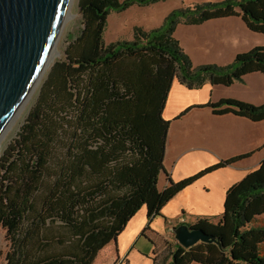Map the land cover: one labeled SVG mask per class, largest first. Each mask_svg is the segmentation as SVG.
I'll use <instances>...</instances> for the list:
<instances>
[{
	"label": "trees",
	"instance_id": "obj_1",
	"mask_svg": "<svg viewBox=\"0 0 264 264\" xmlns=\"http://www.w3.org/2000/svg\"><path fill=\"white\" fill-rule=\"evenodd\" d=\"M158 1L77 0L82 29L49 65L20 131L0 156L2 264H92L141 207L149 221L181 189L248 156L157 189L169 129L162 113L174 79L193 89L264 76V47L236 54L226 66L194 68L173 37L179 23L234 16L264 35V0L195 3L170 12L157 29L135 27L131 40L104 43L111 13ZM205 107L218 116L264 121V104L223 99ZM187 225L215 242L187 249L166 242L161 264H264V158L227 189L216 223Z\"/></svg>",
	"mask_w": 264,
	"mask_h": 264
},
{
	"label": "crops",
	"instance_id": "obj_2",
	"mask_svg": "<svg viewBox=\"0 0 264 264\" xmlns=\"http://www.w3.org/2000/svg\"><path fill=\"white\" fill-rule=\"evenodd\" d=\"M163 1L166 0L158 2ZM185 1L180 0V4ZM192 4L195 3L188 2L185 6ZM149 5L134 4L129 9L135 6L138 9H145ZM142 13L143 21L138 22L137 25L133 23L137 16L129 15L128 19L134 18L128 23L127 37L132 38L135 27L145 31L159 28L167 15L165 12L163 17H155L152 13L147 16V10H143ZM120 14L111 13L107 17L105 33L109 30L110 33L119 30L115 41L119 40L118 36L122 28ZM111 16L116 18L109 22ZM230 18H238V16ZM230 18L210 20L198 25L179 23L176 26L173 37L193 66L200 64L203 66L206 63H213V60L215 64L225 65L233 61L236 54L245 52L254 45H261V41H254L253 44L245 43L244 37H247L248 29L243 22L223 21ZM252 74H247L243 78ZM213 87L226 88L219 85L212 86L206 81L197 88L188 89L185 84L174 79L162 113L164 120L169 122V129L166 136L163 170L158 176L159 191L167 187L170 181H183L198 171L217 165L231 157L248 153L253 156L254 151L264 144V126L259 129L254 127L255 124L264 121L252 123L246 118L232 114L218 116L205 107L209 103ZM175 128L185 131L189 128L190 132L178 134ZM263 158L264 155L260 156L258 158L260 160L257 159L253 164L241 159L234 164L207 173L187 188L178 191L167 204L161 207L159 214L149 221L146 208L141 207L133 218L128 220L120 235L97 253L92 264H156L157 254H159L156 250L161 241L168 244L176 242L174 235L169 232L171 227L168 226V222L176 220L181 215L188 218L189 221L186 224H192L196 222V219H209L216 223L223 213L227 189L242 180L247 173L256 170ZM211 179H218V183H221L214 189L213 194L204 184ZM146 226L149 231L143 236L142 232Z\"/></svg>",
	"mask_w": 264,
	"mask_h": 264
},
{
	"label": "water",
	"instance_id": "obj_3",
	"mask_svg": "<svg viewBox=\"0 0 264 264\" xmlns=\"http://www.w3.org/2000/svg\"><path fill=\"white\" fill-rule=\"evenodd\" d=\"M73 0H0V139L41 81ZM183 248L214 237L187 224L169 229Z\"/></svg>",
	"mask_w": 264,
	"mask_h": 264
},
{
	"label": "rangeland",
	"instance_id": "obj_4",
	"mask_svg": "<svg viewBox=\"0 0 264 264\" xmlns=\"http://www.w3.org/2000/svg\"><path fill=\"white\" fill-rule=\"evenodd\" d=\"M217 1H220V0H186L185 2L180 4V0H166L163 2L155 3V4L153 3L145 9H138L137 6H135V8H132L131 10L128 8L125 12H122L120 14L121 16H119L121 19L120 23H121L122 28H121V33L119 34L118 38L120 41H127V40L131 39V37H127L128 23L134 17L130 20V19H128L129 15H136L137 16L134 18V20H136V21H133V23H136V25H137L138 22L143 21V20H141V16H144V14L142 13L143 10L144 11L147 10V12H148L147 16H149V14L152 13L155 17H163L165 12H167L166 14L168 15L173 10L187 5L188 2H190V3H196V2L210 3V2H217ZM221 1H223V0H221ZM70 12L72 14V17L66 20L64 27L62 29V32L60 33L57 44H56L55 50L57 51L58 54L56 56H54V59L49 63V65H52L55 60H58L62 57L63 50L66 48L67 45H69V43L71 41H73L78 36L79 32L82 29L80 13H79L80 11L78 9L77 0L72 1L71 7H70ZM113 14H117V13H113ZM167 15H165V16H167ZM112 16H115V15H112ZM112 16L109 18V22H112L113 18H116V17H112ZM223 21L241 22L240 19H238V18H230V19L223 20ZM109 22H108V25L110 24ZM111 26H112V23H111ZM118 32H119V30H116L115 33H110V30H109V32L104 33V36H103L104 43L107 45L108 43L115 41L117 39L116 33H118ZM246 34H247L246 35L247 37H244L245 43L247 42V43L253 44L254 41L255 42L261 41V43H260L261 45H257V46L254 45L252 48L264 47V35L254 34L253 32H250L248 30H246ZM252 48H250L249 50H247L245 52L250 51ZM245 52H241L240 54L245 53ZM206 61H208V60H206ZM231 62L232 61H230V63ZM230 63H228V64H230ZM228 64L220 66L219 64H215V61L213 60V63H206L203 65H219V67H222V66H226ZM49 65H47L46 70L48 69ZM197 66L198 65H195L193 67L195 68ZM46 70H45V72H46ZM43 77H44V75H43ZM43 77H42V79H43ZM42 79H41V81H42ZM40 82L38 83L34 94L27 101L23 111L21 112V115H19L16 122H14V124L12 126L13 128H11V130L9 132H7L5 138L1 142V144H0V156L2 155L4 149L7 148V146L12 142L13 139H15L16 134L20 131V128H21V126L25 120V117H26V115H28V112H29L31 106L34 103V99H36L37 88H38ZM223 99H235V101L252 104V106L263 105L264 104V76H262L260 74H256V75L252 74V75L247 76L246 78H243L241 82L235 81L232 86H229L226 88L213 87L212 92L210 94L209 103H216V102H219L220 100H223ZM263 123L255 124L254 125L255 129H259L260 127H263L264 126ZM261 124H263V125L260 126ZM174 130L178 134H179V132H183V133L184 132H190L189 128H187L188 131H185L184 129H181V128H179V129L175 128ZM244 155H247V154H244ZM251 155L252 154L248 153V156L243 158L242 161L246 160L244 162H247V163L250 162L251 164L255 163L257 161V159L260 158V156L264 155V144L260 145L258 147V149H256L254 151L253 156H251ZM258 160H260V159H258ZM204 170H202V171H204ZM218 182H219L218 179L217 180L211 179L207 182H204V184L208 187L209 192L210 193L212 192V194H213L214 189L218 188V185L221 184ZM165 243L166 242L161 241V244L159 245V247L156 250V251H159V254H157V258H156V260H157L156 264H161L163 262L164 258L166 257V255H168V251L165 250V247H166V245H164ZM2 250H4V243L2 241V235L0 234V264H2V257H3Z\"/></svg>",
	"mask_w": 264,
	"mask_h": 264
},
{
	"label": "bare ground",
	"instance_id": "obj_5",
	"mask_svg": "<svg viewBox=\"0 0 264 264\" xmlns=\"http://www.w3.org/2000/svg\"><path fill=\"white\" fill-rule=\"evenodd\" d=\"M71 17H72V14H71V12H70V10H69V11H68V15H67L66 18L69 19V18H71ZM57 54H58L57 51L54 49L53 52H52L51 60H50V61H52V60L54 59V56H56ZM24 107H25V106H24ZM23 109H24V108H23ZM23 109L21 110V112L23 111ZM21 112L19 113V115H21ZM19 115L17 116L16 120L18 119ZM16 120H14V122H16ZM14 122H13V123L11 124V126L8 128L7 132H9V131L11 130V128H13L12 126H13ZM7 132H5L4 135H3V137L0 139V144H1V142L3 141V139L5 138Z\"/></svg>",
	"mask_w": 264,
	"mask_h": 264
},
{
	"label": "built area",
	"instance_id": "obj_6",
	"mask_svg": "<svg viewBox=\"0 0 264 264\" xmlns=\"http://www.w3.org/2000/svg\"><path fill=\"white\" fill-rule=\"evenodd\" d=\"M188 221L189 220L186 216L180 215L178 218H176V220L168 222V226H170L172 228V227L178 226L180 224L181 225L186 224V223H188Z\"/></svg>",
	"mask_w": 264,
	"mask_h": 264
}]
</instances>
